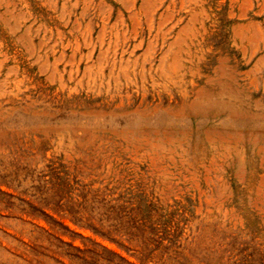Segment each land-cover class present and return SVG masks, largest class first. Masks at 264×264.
Instances as JSON below:
<instances>
[{
	"label": "rangeland",
	"instance_id": "rangeland-1",
	"mask_svg": "<svg viewBox=\"0 0 264 264\" xmlns=\"http://www.w3.org/2000/svg\"><path fill=\"white\" fill-rule=\"evenodd\" d=\"M0 264H264V0H0Z\"/></svg>",
	"mask_w": 264,
	"mask_h": 264
},
{
	"label": "bare ground",
	"instance_id": "bare-ground-1",
	"mask_svg": "<svg viewBox=\"0 0 264 264\" xmlns=\"http://www.w3.org/2000/svg\"><path fill=\"white\" fill-rule=\"evenodd\" d=\"M259 61V60H258ZM258 70V69H257ZM218 83V82H217ZM201 103V102H200ZM197 104H199V103H197ZM206 106V105H205ZM209 108V107H208Z\"/></svg>",
	"mask_w": 264,
	"mask_h": 264
}]
</instances>
